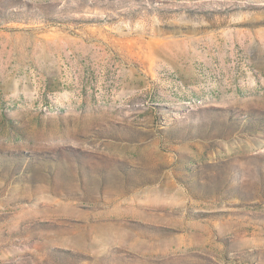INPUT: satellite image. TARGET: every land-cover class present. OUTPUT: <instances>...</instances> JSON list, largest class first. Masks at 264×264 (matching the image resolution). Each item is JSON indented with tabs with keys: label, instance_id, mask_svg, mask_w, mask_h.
Instances as JSON below:
<instances>
[{
	"label": "rangeland",
	"instance_id": "rangeland-1",
	"mask_svg": "<svg viewBox=\"0 0 264 264\" xmlns=\"http://www.w3.org/2000/svg\"><path fill=\"white\" fill-rule=\"evenodd\" d=\"M0 264H264V0H0Z\"/></svg>",
	"mask_w": 264,
	"mask_h": 264
}]
</instances>
